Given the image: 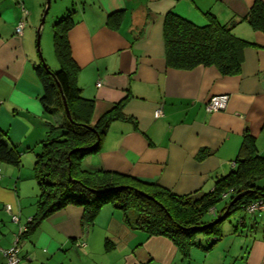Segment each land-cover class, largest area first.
Listing matches in <instances>:
<instances>
[{
  "label": "crops",
  "instance_id": "0c3cea01",
  "mask_svg": "<svg viewBox=\"0 0 264 264\" xmlns=\"http://www.w3.org/2000/svg\"><path fill=\"white\" fill-rule=\"evenodd\" d=\"M253 1L60 0L64 12L74 9L68 41L82 95L94 100L92 122L128 96L122 111L130 119L113 121L100 150L86 156L82 166L186 194L211 190L215 179L232 169L244 134L254 136L258 153L264 154V32L243 18ZM46 4L0 0V128L22 153L18 166L0 162V248L13 244L36 210L33 166L39 142L48 123L63 119L61 113L44 111L35 71L41 59L37 40L40 32L47 33L41 22ZM168 10L197 24L206 22L207 11L222 23L235 20L232 32L254 43L244 47L240 69L223 75L213 65L166 66L163 21ZM20 21L24 27L17 34ZM49 38L46 34V46ZM46 61L54 70V58ZM222 93L229 95L226 108L207 112V99ZM158 108L161 117L154 116ZM83 213L81 206L67 205L19 238L21 264H264V217L246 218L240 231L245 237L240 235L236 244L229 236H238L232 227L224 231L225 242L209 250L192 247L183 257L168 237L135 227V213L129 216L105 204L91 223L83 221Z\"/></svg>",
  "mask_w": 264,
  "mask_h": 264
},
{
  "label": "trees",
  "instance_id": "16d2710c",
  "mask_svg": "<svg viewBox=\"0 0 264 264\" xmlns=\"http://www.w3.org/2000/svg\"><path fill=\"white\" fill-rule=\"evenodd\" d=\"M73 12L74 9H68L52 23V45L59 69L51 71L43 58L35 66L43 89L44 111L61 113L63 119L57 125L48 123L46 134L39 142L40 151L33 166L39 191L36 210L20 238L29 236L42 220L67 205L81 206L83 221L91 223L100 208L111 203L124 212L133 210L135 227L149 235L168 237L183 257H188L192 247L209 250L216 245L224 235V220L236 210L242 209L254 219L263 218L245 211L249 202L264 196L263 184L256 183L264 177V154L258 153L255 137L249 133L242 138L232 169L218 176L213 188L206 192L178 194L132 175L106 169L88 170L82 166L86 156L100 150L110 124L130 118L122 111L126 96L92 122L94 100L82 95L77 82L79 67L68 41V32L74 24ZM204 14L206 22L197 24L174 10L165 13L166 66L191 69L213 65L223 75L237 72L244 47L254 43L232 32L235 20L222 23L212 12ZM243 18L254 29L264 32V0H254ZM21 155L0 128V162L18 166ZM235 196L239 197L230 204ZM221 200L225 202L218 210ZM226 211L223 220L213 223ZM208 214L212 217L205 219ZM245 219V215L239 217L233 230L243 227ZM199 236L204 238V243L199 241Z\"/></svg>",
  "mask_w": 264,
  "mask_h": 264
},
{
  "label": "rangeland",
  "instance_id": "374dc122",
  "mask_svg": "<svg viewBox=\"0 0 264 264\" xmlns=\"http://www.w3.org/2000/svg\"><path fill=\"white\" fill-rule=\"evenodd\" d=\"M50 3L52 4V7L49 9V7H48V9H47V12H46V14H45V18H44V22L42 23V25L44 26L45 25V30H47V33H43V36H42V34H41V32H40V37H39V52L41 53V58H43L44 59V62L46 63V65L49 67V65H48V62L46 61V59L48 58V57H53L54 58V64L56 65V66H54L55 68H54V70H52V69H50L51 71H55V70H58L59 69V64H58V62L56 61L57 59L55 58V55H54V51H53V45H52V31H51V29H50V25H49V23H50V21L53 19V17H60V16H62V15H64L66 12H64L63 11V8L62 9H60L61 7H62V4L63 3H61L60 2V0H50ZM56 3V4H55ZM68 9H71L70 7L68 8ZM43 10H45V7H44V9ZM67 11V10H66ZM56 18H54V19H56ZM41 19V18H40ZM42 26V27H43ZM51 32V33H50ZM47 34V36L48 37H50L49 38V40H48V42H47V46H46V43H45V35ZM4 164H8V163H4ZM11 165V164H10ZM2 173V172H1ZM30 174H32V172L30 173ZM29 179H27L26 180V182L25 183H27V181H28ZM257 184H259V185H262L263 183H264V177L263 178H261V179H259L257 182H256ZM10 188H12L13 189V185L12 186H10ZM224 200H221L218 204H217V209L219 210L223 205H224ZM108 204H110V205H112L113 207H114V205L113 204H111V203H108ZM116 208V207H115ZM116 209H119V208H116ZM119 210H121V209H119ZM122 211V210H121ZM127 212V214L129 215V216H132L133 215V213H134V211L133 210H127L126 211ZM242 215H245V218H249V215L248 214H246L242 209H240V210H236L234 213H232V214H230V215H228V217L224 220V222H223V231H225V232H227L228 230H231L232 229V227H233V225L237 222V220L239 219V217H241ZM212 216L210 215V214H208V215H206V218L205 219H209V218H211ZM28 218V217H27ZM27 218L25 219V220H27ZM9 220V222L10 223H12V221L10 220V219H8ZM14 222H16V221H14ZM242 230V227L241 226H239L238 227V229H237V233L236 234H238V236H234L233 234L232 235H229V236H231V241L232 242H234L235 244L238 242V241H240L239 240V238H241V236L240 235H242L241 233H240V231ZM232 232V231H231ZM225 235H223L222 236V238H221V240H219L217 243H220L221 241H223V242H225L227 239H229L228 237L225 239ZM234 237V238H233ZM242 237L244 238L245 237V235H242ZM233 238V239H232ZM198 239H199V241L200 242H202V243H204V238L202 237V236H199L198 237ZM248 241H250L249 240V238H248ZM216 243V244H217Z\"/></svg>",
  "mask_w": 264,
  "mask_h": 264
},
{
  "label": "built area",
  "instance_id": "2783aa9c",
  "mask_svg": "<svg viewBox=\"0 0 264 264\" xmlns=\"http://www.w3.org/2000/svg\"><path fill=\"white\" fill-rule=\"evenodd\" d=\"M24 27V22L20 21L15 27V33L20 34L22 33ZM100 85V82L97 83ZM229 95L222 93V94H215L210 96L207 101L205 102V110L207 112H216L220 110H224L228 104ZM163 115L162 108H158L154 112L155 117H160ZM9 211V209L7 208ZM245 211L249 214H253L256 216H264V196L249 202L245 206ZM12 220L18 222L19 217L17 215L12 214ZM26 229L25 225L19 227V232L13 242V244L8 248H0L1 253L5 257L4 264H20L21 262V255H20V247L18 244L19 238L21 233Z\"/></svg>",
  "mask_w": 264,
  "mask_h": 264
},
{
  "label": "water",
  "instance_id": "95a60500",
  "mask_svg": "<svg viewBox=\"0 0 264 264\" xmlns=\"http://www.w3.org/2000/svg\"><path fill=\"white\" fill-rule=\"evenodd\" d=\"M46 2H47V4H46V8H45L44 14H43V16H42V20H41L42 23H43V21H44V18H45V14H46V12H47V9H48V7H49L50 0H46ZM37 44H38V46H39V40H37ZM238 197H239V196H235L234 199L230 202V204H233V203L237 200ZM226 216H227V211L224 212L222 215L218 216V217L213 221V223L218 222V221H220V220H223Z\"/></svg>",
  "mask_w": 264,
  "mask_h": 264
}]
</instances>
